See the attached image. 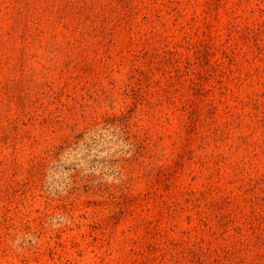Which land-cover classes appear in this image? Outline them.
<instances>
[{
	"label": "rangeland",
	"instance_id": "374dc122",
	"mask_svg": "<svg viewBox=\"0 0 264 264\" xmlns=\"http://www.w3.org/2000/svg\"><path fill=\"white\" fill-rule=\"evenodd\" d=\"M185 2L141 10L131 39L142 30L144 42H112L90 34L85 15L61 12L62 0H0V264H175L185 242L209 235L206 218L221 232L209 200L231 198L242 221L264 220L257 79L238 81L250 71L233 73L234 54L218 53L196 103L183 105L163 95L172 89L159 85V64L149 72L154 50L191 58L179 24L193 14L201 22L206 10L204 0ZM218 13L219 48L228 25L264 24V0H222ZM229 43L256 50V42ZM256 64L264 76V60ZM253 234L226 229L229 242L253 245Z\"/></svg>",
	"mask_w": 264,
	"mask_h": 264
},
{
	"label": "trees",
	"instance_id": "16d2710c",
	"mask_svg": "<svg viewBox=\"0 0 264 264\" xmlns=\"http://www.w3.org/2000/svg\"><path fill=\"white\" fill-rule=\"evenodd\" d=\"M62 1L65 8L61 7V12L64 10L65 12L75 10L81 15H85L90 22V34L98 38H105V36H107L113 40L112 42H119L120 38L125 40L126 35H128L127 38L129 41L131 40V42H135L136 39L137 41L140 40L144 42L141 38L142 30L135 32L136 39H131L134 28L138 29V25L133 22L141 10L151 5L158 8V0H147L148 2H146V0ZM221 1L222 0H204L201 6L204 7L206 11L199 14L202 17L201 22L195 14H193V18L186 24L183 22L179 24V29L177 31L178 35L181 38V42L184 44L185 50L188 54H191V58L184 59L177 52L168 50H154L153 52H155V54L152 55V65L149 72H158L159 64L163 72V80L159 82V85L161 84L162 88L167 86V89H172V97L166 95L168 91H165L166 94L163 95L172 102H179L185 105L192 97L193 91L197 94L199 91H204L202 88L204 85L203 81L208 75V71L212 68V58L218 53H220L223 58H227V56L234 54V56L229 58L232 59L230 61V65L234 69L232 72L236 74V71L239 70L241 74L243 68H247L250 71L248 76V73L244 75L245 78L238 76V81L255 78L257 79V85L262 86V89H260L261 91L252 96L253 104L258 105V108H260V104L264 103V76H260L261 67L256 63L264 60V46H262L264 45V24L259 23L256 27L228 25L227 30L229 34L223 41L226 43L218 48L213 42H217L221 36L218 34L219 30L217 31V29L214 28V21L212 20H215L217 24L219 23L220 14L218 10L221 7ZM190 2L191 0H187L185 3L187 6L192 5ZM169 4L173 3L170 1ZM176 5H179V3ZM223 5L226 6L227 2H223ZM173 11L176 12L179 10L173 8ZM198 22H200V24L197 26L196 24ZM25 23L26 20L22 17L17 24H23L25 27ZM29 30L28 32L30 33L31 28H29ZM156 34L153 33L152 39L154 42H158ZM89 37V35L83 34L82 40L88 39ZM229 42H242V44L243 42H256V50L250 52L240 49L238 51L239 48L237 46H235V48L232 47ZM74 44L76 43L74 42ZM237 51L238 53H236ZM250 54L254 55L251 59L249 58ZM258 54L262 55L263 58H258ZM215 65H218V61ZM166 69L168 71H166ZM157 86L158 82L155 84V87ZM161 89L156 92L157 95L160 93L158 95L159 97L163 92V89ZM153 96L156 97L154 91ZM196 98L190 100L191 105L196 103ZM191 105L189 108H191L193 114L196 115L195 117L199 119L201 114L197 113L196 108L192 109L193 106ZM119 118L121 122L128 123L127 127L129 129V118L124 115H121ZM246 144L247 143H245V145ZM261 181L262 183H258L259 185L261 184L259 189L264 184L263 180ZM253 191L256 192L257 188L254 187ZM242 200L246 199L243 198ZM247 201L248 200H246L245 203ZM231 204V198H229V200L228 198H224L222 200L207 201L208 210L211 214H216L214 220H218V225H216V227L220 229L221 232L211 233V228L207 226L208 224L206 221H209V219L206 218L203 227L207 228L209 235L204 232L205 239L203 238L199 242H194L192 240L185 242L173 256L177 259L174 262L175 264H264V220L259 221L258 218H251L249 220V216H254L250 213L249 216H245V221H242L241 219L244 217L240 216L242 214V209L233 208ZM237 223L240 226L242 225L245 229L251 231L254 229L256 231V234H253V245L249 241L246 242L247 240L242 242L240 239L235 242H229V238L226 236V229L233 230L236 234H239L242 227L237 228ZM234 225H236V228L232 229ZM206 236L208 238H206ZM180 246L181 244H176L172 247ZM251 247H253V249H251ZM173 248H171L172 251ZM157 251L158 250L152 249V252ZM210 254L211 257H209ZM206 255L207 258H205ZM164 259H166L165 255L161 260ZM154 261L158 262V258H154ZM161 263L163 264V261L159 262V264Z\"/></svg>",
	"mask_w": 264,
	"mask_h": 264
}]
</instances>
